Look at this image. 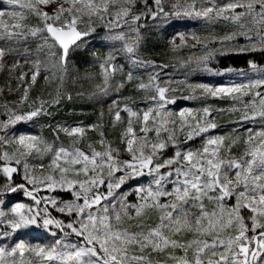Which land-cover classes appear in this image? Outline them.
<instances>
[{
	"label": "snow or ice",
	"instance_id": "6c2138e0",
	"mask_svg": "<svg viewBox=\"0 0 264 264\" xmlns=\"http://www.w3.org/2000/svg\"><path fill=\"white\" fill-rule=\"evenodd\" d=\"M9 5H17L19 0H6ZM56 0H35V4H20L21 8H29L31 11L42 18L45 27L43 29H30L32 35L37 32L47 31L55 41L59 42L62 47L61 62L65 63L69 45L74 43L82 35L77 30L78 17L74 13L92 14L99 16L101 12L109 13L110 7L118 9L115 13V19L119 21L124 19L127 23V17L131 14L133 22L139 21L141 15H149L155 18L163 13L162 0H154L155 9L149 5V0H142L144 12L140 15L131 12L130 7L124 5H135L137 0H124L121 4L118 0H101L97 3L96 0H71V6L67 9L64 3H69V0H63L59 6L54 9L50 15L47 11H42L39 5H48L55 3ZM212 6L204 7L202 12H195L197 16L203 15L208 17L210 13L215 12L216 16L222 15L226 11L235 10L236 8H244L245 12L237 13L226 19H233L239 22L245 15L252 16L260 23L255 39L260 45H264V0H249L244 3V0H232L227 5L220 7L218 10L212 0H208ZM79 5V7H77ZM193 11L195 6L193 5ZM67 13V15H66ZM13 19H23V13L17 11H9L5 13L0 11V18L5 15ZM102 18V17H101ZM113 17L109 16V26L112 25ZM59 22L60 26H55ZM0 25L7 31L9 25L4 24L0 19ZM118 26V24H117ZM13 28H22L19 23L12 25ZM23 32H7L9 38L13 36H23ZM3 38V37H0ZM123 39V36L117 37ZM233 36L225 37L226 40H232ZM250 41L254 39L252 36L247 37ZM47 42V40H45ZM253 50L256 49V44H252ZM126 50L129 53L134 51L132 46H127ZM5 55L4 49L0 48V58ZM113 58L109 57L108 64ZM207 59V57H205ZM254 70L264 72V69H257L256 65H252ZM115 65H112L114 72ZM40 71V62H35V71L32 74V82L35 83L36 77ZM111 75L108 68H105V82ZM128 79L131 80V73L128 74ZM159 76L150 77L149 85L141 83V89L147 88L154 84L156 95L152 96L153 101H157L156 109L149 108L143 114V121L149 120V114L153 113L156 116L161 115L166 103L174 101L167 100L166 94L174 91L168 86H161L158 82ZM250 86H264V78L258 79ZM196 88L212 96L217 93L231 94L241 91L240 87L235 88H212L208 85H197ZM106 90V89H105ZM27 96V91H25ZM256 96L260 98L259 103L261 110L259 115L264 117V93L257 92ZM70 98V97H69ZM234 99H237L234 97ZM247 107V104L244 105ZM132 116H137L130 108H125ZM43 109H37L24 115L14 114L15 120L31 118L40 114ZM203 112L210 115L209 109L204 108ZM165 115H168L165 113ZM181 117L185 115L180 113ZM116 120H120V109L115 112ZM247 118V117H245ZM13 116L9 117V121L4 122L6 127L12 122ZM155 124V120H154ZM217 125L210 120L201 122L196 119L195 123L188 124L182 120L181 133L186 136L185 143L191 141L201 134L208 133L210 129L216 128ZM68 135L81 133L83 129L76 127L72 130L63 129ZM167 133L161 138V131ZM141 132L148 133L153 131L156 135L157 142H150L147 137L140 138L139 147L133 148V139L127 140V151L131 154L130 160H119L114 156V151L109 147L105 152L92 149L91 154H87L79 148L69 149L63 146L56 148L54 145H49L45 151L53 153V159L50 167H53L55 172L60 173V178L57 180L54 175H48L43 180H38L34 174H29V164L23 162L24 175L22 179L26 183H14L12 177L14 173H18V167L22 161L14 159L15 153L12 156L8 152L0 154V161H3V167L0 171L5 175L6 181L0 185V196L10 193L23 191L26 196L34 201L33 206H26L22 203L16 204L11 209V215L0 211V227L10 228L15 232L21 228L29 226L43 227L50 229V226H55L61 232L65 228L70 229V233L76 234L83 238L84 246L65 245L62 240H57L55 245L47 248L40 247L35 249V254L43 258L44 261L52 262L59 261L60 264H153L150 255L145 256L143 253L147 249L152 252L160 253L171 247L182 248L185 252L183 257L171 256V259L177 261V264H264V142L259 146L253 145L245 150L244 158L240 159H224L218 157V149L223 142V137H208L205 139L200 149L193 150L185 149L178 143V137L175 131H169L168 128L162 126H154L149 128L142 126ZM133 133L131 121L127 127L125 135ZM264 141V131L258 133ZM25 137H19L18 143L25 149L34 148V145L26 144ZM29 139H35L31 137ZM252 137L249 136L251 144ZM0 138V143H7ZM103 144V140H101ZM216 145V149L210 151L209 146ZM151 148V154H146L144 149ZM91 147V145H89ZM168 147L175 148L174 156L167 159H161L160 153ZM21 154H24L21 152ZM116 152V156H118ZM63 160L67 167H62L59 161ZM79 167H76L78 166ZM107 166L108 183L107 194L99 191V186L105 185L103 179L104 168ZM43 167V165H41ZM144 169H148V174L153 175L152 184L147 187L140 186L136 189L140 195V199L144 201L140 205H132L135 208L136 216L141 215V210L147 207L157 208L160 210V223L154 228H150L145 234L143 231L129 234L127 231H117L113 229L111 220L108 215L109 207L102 206L94 214L91 209L100 205L102 200L112 195L113 188H119L128 179H134L138 176L145 175ZM161 169H168L162 172ZM72 172L75 178H69L67 173ZM117 172H122L123 175L116 176ZM80 176L86 179H79ZM59 184L61 190H69L74 196L72 201H59L58 198L50 196L37 195L43 188L46 191H55L56 185ZM171 185V189L167 187ZM31 186V187H29ZM235 197L236 203L227 207L225 201ZM161 198H167L165 202H161ZM126 199V197H125ZM82 201V203H79ZM205 201L215 203L219 208V212L215 209L208 211L205 208ZM5 203L0 201V204ZM51 204L53 208L61 213H66L69 216L75 215L76 219L65 224L62 220H57L51 217L47 205ZM113 207H115L113 205ZM121 207H128L122 203ZM199 209V214H195L191 209ZM247 208L251 215L249 217L250 226L245 222V218L241 215V209ZM115 220L119 222L121 215L119 212L115 215ZM207 220V225L204 221ZM233 230L234 235H229L227 239L222 238V234L227 230ZM259 229V231H257ZM182 231L192 232L199 237H211L209 242L207 239H194L187 243H179L172 238V235ZM251 232L252 235H248ZM55 235V233H51ZM9 232H0V236L7 237ZM59 246V247H58ZM130 246H138L141 255H128ZM71 247L72 251H60L59 248ZM25 249V244L20 242L10 252H6L0 248V264H4L5 255H15L19 250L21 254ZM194 249L192 259L188 258V250ZM15 264V262H13ZM23 264V262H21Z\"/></svg>",
	"mask_w": 264,
	"mask_h": 264
},
{
	"label": "rangeland",
	"instance_id": "374dc122",
	"mask_svg": "<svg viewBox=\"0 0 264 264\" xmlns=\"http://www.w3.org/2000/svg\"><path fill=\"white\" fill-rule=\"evenodd\" d=\"M96 2L101 3V0H96ZM118 2L123 4L124 0H118ZM230 2H232V0H212V4L216 6L217 10ZM248 2L249 0H244L245 4ZM60 3H63V0H56L55 3L46 6L39 5V7L42 11H47L51 15ZM20 4L34 5L35 0H19L17 5H9L6 0H0V11H4L5 13L9 11L22 12L24 17L23 19H13L6 14L3 18H0L4 21V24L9 25L7 31L0 25V37H3L0 38V48H3L5 52V55L0 58V101H2L1 107L3 109V112L0 111V138L4 141H8L7 143H1L0 154L6 151L12 156L13 153H15L14 159H20L22 161L20 166L15 165L14 162L11 165L19 169L18 173L13 174L12 181L15 176H18L21 178L20 183H26L22 179L24 175L23 162L25 161L29 164V174H34L38 180H43L48 175H54V177L59 180L60 173L55 172L53 167H50L53 153L45 151L49 145H54L56 148L60 146L69 149L79 148L89 155L92 149L105 152L110 147L115 150L114 156L116 159L130 160L131 154L127 151V140L129 138H132L134 141V149L139 147L140 138L142 137H147L150 142H157L156 137L151 138L148 133L146 134L140 130L138 131L133 123L134 119L140 121L141 127H148V124H151V126H156L158 124L171 125V127L175 129V134L178 137L177 142L185 149H200L206 138L223 137L224 139L219 146L217 155L224 159L244 158L247 148L253 145L259 146L264 142L258 135V133L264 131V117L259 115L261 110L259 103L260 98L256 96L257 92L264 93V86H250L254 81L264 78V72L254 70L252 65L255 64L257 69H264V66L252 62L248 68L235 69L232 67H221L218 61L219 56L225 54L248 53L255 50L264 51V45H260L255 39L257 30L261 25L257 22L258 18H253L254 14L252 16L245 15L239 22L225 18L245 12L244 8L226 11L220 16H216V13L213 12L210 13L208 17H205L203 15L197 16L195 12H202L204 7L212 6L209 4L208 0H162L163 13L157 15L155 18L150 16L145 24L140 21L133 22L131 14L126 18L128 21L127 23H125L124 19L117 21L115 19V13L118 9L112 7H110L109 13L101 12L99 16L95 13H74V15L78 17L76 25L77 30L81 33L88 34L82 35L70 51L76 47H91L94 36L99 34L105 35L108 44H110L114 50L115 56L109 68L111 75L108 77L106 83L104 79L105 72L97 74L90 69L76 71L67 59L65 63L61 62V57L56 60L55 51L52 50L54 49L53 44L56 43L61 49L62 47L47 31L37 32L36 35L30 33V29H43L45 23L43 19L39 17L42 22L41 26L27 27L26 24H24L26 16L28 14H36L27 7H19ZM138 5L143 6L142 0H137L134 6H124L130 7L132 13L139 15L135 10ZM149 5L155 9L154 0H149ZM193 5L195 6V11H193ZM70 6L71 0H69V3H64L65 9ZM77 7H79V5H77ZM109 16L113 17L111 26H109L108 23ZM16 23L21 24L23 27L13 28L12 25ZM55 26L59 27V22H57ZM145 29H155L162 35L167 44L169 54L173 56L171 64L162 66L141 58L136 50V40H134L133 32L136 31L139 33ZM11 31L23 32L25 35L9 38L7 32ZM120 36H123V39L117 38ZM227 36H233L234 38L232 40H226L225 37ZM248 36H252L254 39L250 41L247 38ZM36 37L43 41L47 40V42H45L48 47L46 50L48 52L47 55L40 46L32 45V39ZM253 43L256 44L255 50L252 48ZM127 46H132L134 51L129 53L126 50ZM120 55L127 61L130 72L148 77L147 80L143 81V84L149 85L150 77L159 76L158 82L161 86H168L174 89V91L166 94L167 100L174 102L166 103L161 115L156 116L154 112L150 113L149 120L145 122L143 121V114L147 110L142 111V113L137 114V116H132L129 112L124 110L127 107L134 112L130 104L121 102L117 97L118 84L113 79L112 65H114V62L119 63L117 59ZM205 57H207V59H205ZM36 61L40 62V71L36 77L35 83H33L31 77L35 71ZM51 63L56 64L57 69L60 70L61 73L57 77L59 81L55 85L51 102L57 103L62 96H71L75 99L86 96L89 97L97 107L102 109V114H115L117 108L120 109V120H116V123L123 121L124 126L121 131V140L125 141L124 147L116 143L115 139L104 130H102L96 138H88L87 140H83L82 143L77 142V139H75V142H66L61 137L47 142L45 139L41 138L40 133L35 131L29 124V121L39 116V114L18 121L14 119V114L27 117L28 113L34 111L23 112V110L20 109L30 98L36 103L41 102V105L44 101L48 100V79L51 78L52 72L54 71V68L50 66ZM197 85H208L212 88H235L242 85L244 87L241 88L239 92H233L231 94L217 93L216 96H212L196 88L195 86ZM151 87L154 88V84L147 88ZM25 91H27V96H25ZM154 95H156L155 88L153 89L152 96ZM215 97L225 99L224 102H222L223 104L215 107L210 106V100ZM234 97L237 99H234ZM190 101H195L196 103L190 104ZM199 101L206 102L201 103ZM154 102L157 108L158 103L157 101ZM245 104H247V107H244ZM204 108L209 109L210 115H206L203 112ZM181 112L185 113L183 118L180 115ZM165 113L168 115H165ZM229 115L233 116L232 118L237 129L235 134L225 135L218 129L222 123L220 121L221 118L229 117ZM10 116H13V120L5 127L4 122L9 121ZM196 119H199L201 122L210 120L215 123L217 127L210 129L208 133L196 137V141H193L191 144H186V136L181 133L182 120L186 121L188 124H192L195 123ZM129 121H131L133 133L125 135ZM76 127L83 129L81 133H76L79 137H87L94 129L92 124H87L83 126H73L71 130ZM250 135L252 137L251 144L249 143ZM21 136L26 138V144L34 145V148H23V146L18 143L19 137ZM31 137H35V139H29ZM101 140H103V144H101ZM89 145H91V147H89ZM233 147H236L240 151H233ZM209 148L210 151H212L216 149V145L209 146ZM144 151L146 154H151L150 146L145 148ZM21 152L24 154H21ZM116 152H118V156H116ZM167 158L170 157L163 159ZM3 163V161H0V168L3 167ZM59 163L62 167L68 166L64 164L63 160L59 161ZM41 165H43V167H41ZM76 167H79V165ZM167 170L168 169H161L162 172H166ZM143 171L145 175L138 176L134 179H128L121 187L113 188L111 196H108L100 205H96L91 209L95 214L102 206H108V215L112 217L111 223L114 230L127 231L129 234L142 231L127 223L128 219L137 217L135 208L131 206H138L144 203V201H141L140 195L137 193L136 189L140 186L147 187L152 184L153 181V175L148 174V169H144ZM120 175H123V173H116V176ZM67 176L69 178H75L72 172L67 173ZM79 179L83 180L86 179V177L80 176ZM103 179L105 180V185L99 186V191L106 195L108 192L106 186L108 183L107 166L104 168ZM5 181L6 177L2 171H0V185L4 184ZM167 187L170 190L172 186L168 185ZM58 191H66L72 195V192L69 190H61L59 184L56 185L55 191H46L42 188L37 195L55 197L58 198L59 201L74 200L73 195L71 199H62V197H59L55 193ZM128 195H130L131 198ZM166 199L167 198H161V202H165ZM0 201L5 202L0 204V211L8 213L9 217L11 215V209L18 203L35 207L34 201L26 196L24 192L18 195L10 193L0 196ZM79 203H82V201H79ZM122 203L128 207L122 208ZM205 203L211 202L205 201ZM235 203V197L225 201L227 207H231ZM213 204L214 209L219 212L217 205L215 203ZM113 205L115 207H113ZM47 208L49 210L53 209V212L61 213L53 208L51 204L47 205ZM196 209L197 208L191 209V211L198 215L199 213L196 212ZM245 209L247 208H242L241 213ZM117 212L121 215V220L119 222L114 218ZM61 214L67 215L66 213ZM67 216L70 219L69 221L76 219L75 215ZM204 224L207 225V220L204 221ZM156 225L151 228H154ZM64 230L68 233L71 232V230L67 228ZM4 231L9 232V235L7 237L0 236V248H3L6 252H10L20 242L25 244L23 254L18 250L15 255H5L4 264H13V262H15V264H21V262H23V264H60L59 261H44L43 258L36 256L34 250L40 247L47 248L53 246L57 240H62L65 245L69 246H84L83 239L79 240L72 235H65L64 232H61L54 225L50 226V229H45L43 227L38 228L33 225L18 229L15 232H12L10 228L0 227V232ZM143 232L147 234L148 230H144ZM51 233H55V235ZM183 233L184 231L174 234L172 238L179 242V235ZM234 234L233 230L229 229L222 234V238L227 239L229 235ZM201 238L207 239L209 242L212 239L211 237H199L193 234L192 240ZM149 249H147L143 255L146 256ZM59 250L72 251L73 249L71 247H60ZM141 254L138 246L129 247V256ZM183 256L184 254L178 257ZM190 256L191 257L188 258L192 259L193 253L190 254ZM169 264H177V261L173 260Z\"/></svg>",
	"mask_w": 264,
	"mask_h": 264
},
{
	"label": "trees",
	"instance_id": "16d2710c",
	"mask_svg": "<svg viewBox=\"0 0 264 264\" xmlns=\"http://www.w3.org/2000/svg\"><path fill=\"white\" fill-rule=\"evenodd\" d=\"M135 10L140 15L145 11L144 5H138ZM149 17L150 16L146 14L141 15V19L139 21L145 24L149 20ZM24 24H26L27 27H37L41 26L42 22L37 15L28 14L26 16V19L24 20ZM133 34L134 40H136V50L143 60L162 66H167L172 63L173 56L169 54L167 50V44L165 43L162 35L157 30L145 29L139 33L134 31ZM32 45L40 46L43 52H45L46 55L48 54V52L46 51L48 47L46 46L45 41H43L42 39H38L37 37L33 38ZM53 46L54 49L52 50L55 51V59L58 60L62 55V49L59 48L56 43H54ZM114 56V50L111 45L108 44L105 35L99 34L97 36H94L91 47H76L68 53L66 59L76 71L90 69L97 74H101L102 72H105V68H108L109 70L111 64L113 63V60H111V62L108 64H106L105 62L108 61L109 57L113 58ZM117 60L119 61V63L114 62L116 70L113 72V79L118 84V99L123 103L130 104L133 107L134 112H136L137 114H141L142 111H146L149 108L156 109L155 102L151 99L154 88L151 87L141 89L139 87V85L143 83V81L147 80L148 77L145 75L130 72L128 63L122 57V55H120ZM218 61L221 67H232L235 69L248 68L252 62L259 64L260 66H264V51L255 50L248 53L225 54L219 56ZM50 66L54 68V71L52 72L51 78L48 79V100L44 101L41 105V102L36 103L30 98L20 107L23 112H29L37 108L43 109L39 116L29 121V124L34 128V130L40 133V137L45 139L47 142H50L57 137H61L66 142H75V139H77V142L82 143L83 140H87L88 138H96L102 132V130H104L113 139H115L116 143H119L124 147L125 141L121 140V131L122 127L124 126L123 121L116 123L115 114H102V109L100 107H97L89 97L81 96L75 99L71 96L70 98L68 96H62L57 103L51 102V97L54 95L55 85L59 81L57 77L61 73L60 70L57 69L56 64L51 63ZM129 73H131L132 76L131 80L128 79ZM224 100L225 99H221L220 97H215L210 100L211 102H209V105L214 107L220 106L223 104L222 102H224ZM199 102L204 103L206 101ZM1 103L2 101H0V111L3 112ZM189 103L194 104L196 102L190 101ZM232 117L233 116L229 115V117L227 116L223 119L221 118L220 120L222 123L220 124L221 126L218 130L225 135L236 133L237 128ZM133 123L136 126V129L139 131L141 129L140 121L134 119ZM87 124H92L94 127L93 132L87 137H79V135H77L76 133L70 136L66 131L63 130H71L73 126H83ZM154 126L155 125L151 126V124H148L149 128H152ZM159 126H162V128L166 127L169 129V131H175V129L171 127V125L161 124ZM148 135L151 138L156 137L153 131L148 132ZM166 135L167 133L163 132L162 130L161 138ZM241 136L244 137L243 135ZM193 141L196 140L194 139L188 141V143L186 144H191ZM174 151L175 148L173 147L166 148L160 153L161 159L166 157H173ZM233 151L240 150L236 147H233ZM13 182L18 184L21 182V178L15 176ZM21 193H23V191H18L16 193H13V195H18ZM55 193L65 200L73 198L72 195L66 191H58ZM128 196L130 197V195ZM103 201L105 200H102L101 202ZM205 208L206 210L211 211L212 209H214V204L205 203ZM50 212H52L54 216L58 218V220L64 221L65 224L70 220L67 215L53 212V209H50ZM196 212L199 213L198 208L196 209ZM241 215L245 218V222L250 226V211L248 209H245L242 211ZM159 217V209L147 207L142 210L140 216L128 219L127 224L142 231H146L159 223ZM257 231H259V229ZM251 234V232L248 233L249 236ZM192 238V232L184 231L182 235H179V243H187L188 241L192 240ZM78 239L82 240L81 238ZM192 253L193 249H189L188 257H191L190 254ZM149 254H151L150 258L153 264H169L171 261H173V259H171V256L178 257L179 255H185V252L182 248H167L164 250V252L160 253L152 252V250L149 249L146 256H148Z\"/></svg>",
	"mask_w": 264,
	"mask_h": 264
},
{
	"label": "water",
	"instance_id": "95a60500",
	"mask_svg": "<svg viewBox=\"0 0 264 264\" xmlns=\"http://www.w3.org/2000/svg\"><path fill=\"white\" fill-rule=\"evenodd\" d=\"M80 39V38H79ZM79 39H77V40H75V42L74 43H71L70 45H69V49H68V53H69V51H70V49L73 47V45L79 40ZM58 42V41H57ZM59 43V42H58ZM49 210V209H48ZM49 212H50V210H49ZM50 214L52 215V217L54 218V219H57L58 220V218L56 217V216H54V214L52 213V212H50ZM64 233H68V232H65V230L63 231ZM69 235H72V236H74V237H76V238H81V239H83L82 237H80V236H77L76 234H69Z\"/></svg>",
	"mask_w": 264,
	"mask_h": 264
}]
</instances>
